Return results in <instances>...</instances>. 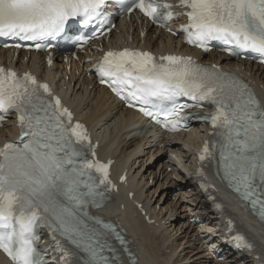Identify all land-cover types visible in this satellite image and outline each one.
<instances>
[{"label": "snow or ice", "instance_id": "snow-or-ice-1", "mask_svg": "<svg viewBox=\"0 0 264 264\" xmlns=\"http://www.w3.org/2000/svg\"><path fill=\"white\" fill-rule=\"evenodd\" d=\"M105 3L0 0V37L32 41L54 37L64 32L71 18L80 17L87 25L100 15ZM179 4L190 9L184 29L188 43L203 46L207 39H222L264 54V0H179ZM134 6L154 20L160 15L158 9L172 7L154 0H135ZM165 19H171L170 11ZM160 60L167 63L157 62L148 52L124 49L105 53L96 68L101 82L108 83L117 96L130 97L141 105L175 103L178 96L214 105L211 115L200 118L210 121L222 138L223 179L264 220V106L235 79L225 81L190 57L169 55ZM9 110L18 115L21 141L0 148V249L14 264H45L35 245L40 239L36 229L46 227L53 233L61 264H123L106 239L107 233L84 223L83 217L90 215L89 206L102 205L92 169L102 175L99 184L111 183L108 165L87 159L83 151L86 142L90 144L86 130L79 123L73 126L72 113L62 107L59 98L52 97L47 84H39L30 74L21 78L0 68V111ZM140 110L157 119L145 107ZM171 115L172 119L165 117L164 127L177 131V117H184L174 108ZM206 154L211 155L207 142L201 161ZM104 227L111 231L110 225ZM57 233L74 249L63 247ZM115 239L124 245L121 236ZM242 239L237 236V240Z\"/></svg>", "mask_w": 264, "mask_h": 264}, {"label": "bare ground", "instance_id": "bare-ground-1", "mask_svg": "<svg viewBox=\"0 0 264 264\" xmlns=\"http://www.w3.org/2000/svg\"><path fill=\"white\" fill-rule=\"evenodd\" d=\"M153 34L151 33L150 36L152 37ZM161 40L165 42L158 45L155 40L149 39L148 46L156 50H170L178 43L165 36H162ZM244 65L246 71L252 73V78H249L253 86L264 98L262 90V88L264 89V71L252 66L249 70L250 65ZM239 66L242 67V65ZM78 110L80 116L94 128L97 135L105 134L107 145L110 148L103 151V155L115 154L118 159L116 170L119 171V168L121 170L128 166L132 177L138 176V192L142 202L152 208L153 218L158 220V223L164 224L157 234L151 233L129 211L125 213L122 219L128 228L140 264H213L210 252L200 237L202 230L189 222L191 218V210H188L191 204L189 198L196 199L198 196L193 193V188L187 177L178 176L176 173L180 171L178 166L170 163L165 165L164 161L167 159L165 153L154 151L149 137L150 133H145L134 127L136 122L145 121V119L121 110L119 104L107 97L93 99L92 96H88L80 102ZM13 130L10 123L6 126L3 134L11 138ZM134 134H138L139 137L133 138ZM197 139H207L205 131L192 141L191 148L196 146ZM169 149L183 155L184 162H188L191 151L188 152L178 144L171 145ZM167 167L172 168L173 172L165 171ZM178 186L183 189L174 193L173 191ZM187 189H191V191L188 193ZM224 200L232 212L237 211V204L232 199L224 196ZM158 207L161 209L158 210ZM105 213L111 215L112 211L107 209ZM246 225L264 247V239L260 236V230L255 228L257 225L247 222ZM165 251L170 255H165ZM0 264H3L1 257Z\"/></svg>", "mask_w": 264, "mask_h": 264}]
</instances>
